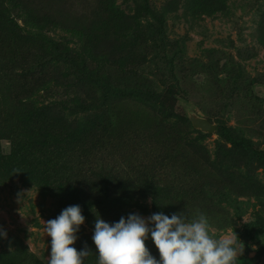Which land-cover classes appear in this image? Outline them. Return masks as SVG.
I'll return each instance as SVG.
<instances>
[{"label": "rangeland", "instance_id": "rangeland-1", "mask_svg": "<svg viewBox=\"0 0 264 264\" xmlns=\"http://www.w3.org/2000/svg\"><path fill=\"white\" fill-rule=\"evenodd\" d=\"M146 2L125 38L108 0H0V264H47L45 222L71 205L84 264L97 216L160 212L204 213L214 238L244 244L236 264H264V0ZM114 3L133 14L134 0ZM186 105L220 129L201 137ZM50 125L65 129L57 149L36 144Z\"/></svg>", "mask_w": 264, "mask_h": 264}, {"label": "clouds", "instance_id": "clouds-1", "mask_svg": "<svg viewBox=\"0 0 264 264\" xmlns=\"http://www.w3.org/2000/svg\"><path fill=\"white\" fill-rule=\"evenodd\" d=\"M84 221L81 207L71 205L45 222L51 238L47 264H84L92 251L72 247ZM149 235L159 259L145 245ZM92 241L97 264H236L244 250L235 232L214 238L204 213L191 219L183 213L169 217L160 212L147 218L130 214L112 224L97 216Z\"/></svg>", "mask_w": 264, "mask_h": 264}, {"label": "trees", "instance_id": "trees-1", "mask_svg": "<svg viewBox=\"0 0 264 264\" xmlns=\"http://www.w3.org/2000/svg\"><path fill=\"white\" fill-rule=\"evenodd\" d=\"M225 1L226 0H196V1L195 0H188V5L190 6L192 4V7H194V8H195V6L198 8H201V7L208 8V7H211V5H213L215 3L220 4V3H223ZM108 4H110V6H112L111 8H114V10H115L114 20L116 21L117 25L120 26V30L122 31L123 36L125 38H129L135 34L134 32L136 31L138 23H139L137 20V16L141 12L149 11V9H150L149 4L146 2V0H134L133 14H127L125 11L120 9L119 6L115 5L114 0H108ZM32 23H33V28L35 30H39V31H35L34 34L41 37L44 41H48V43L53 47V49L55 50V52L57 54H60L62 56V58L68 64H70L71 66L77 67V69L79 70L81 65H80L79 61L76 60L75 56H73V54L70 52V49L63 47V45L61 46L60 42H57L53 38H51L49 36H45L43 33H41L40 28L42 27L43 22L40 21L38 18H34V20H32ZM82 51L83 50L81 48V54H82ZM78 70L76 72H78ZM82 71L85 72L86 69L83 68ZM36 89L37 88H33L32 91L30 93H28L29 98L31 96H35ZM36 102H37V99H32V102H30V105L33 108V110L39 108L37 106ZM43 108H41V109H43V114H46L50 109V107H48V106H43ZM51 127H52V125H50V127L46 129L45 139H42V140L36 142V144H38V146H40L42 148L51 147V148L57 149L58 146H60L64 142H66V139L62 138V136H61L63 134L62 131H64L65 129L56 130L54 127H52V129L49 130ZM217 127H218V125H217ZM218 129H220V127H218ZM221 130H222L221 132L225 136V138L229 142H231L233 145L241 146L245 149L250 148L249 144L245 140L233 138L231 136V134L229 133V131L225 127H222ZM197 131L200 133L201 137H205L207 135V134L202 133L199 130H197ZM43 136H44V134H43Z\"/></svg>", "mask_w": 264, "mask_h": 264}, {"label": "water", "instance_id": "water-1", "mask_svg": "<svg viewBox=\"0 0 264 264\" xmlns=\"http://www.w3.org/2000/svg\"><path fill=\"white\" fill-rule=\"evenodd\" d=\"M187 117L192 126L204 134L214 133L217 130V124L210 121L206 116L196 112L191 105L185 106Z\"/></svg>", "mask_w": 264, "mask_h": 264}]
</instances>
